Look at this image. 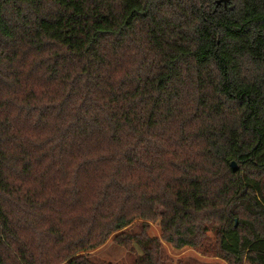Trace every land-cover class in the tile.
I'll use <instances>...</instances> for the list:
<instances>
[{
  "label": "trees",
  "instance_id": "16d2710c",
  "mask_svg": "<svg viewBox=\"0 0 264 264\" xmlns=\"http://www.w3.org/2000/svg\"><path fill=\"white\" fill-rule=\"evenodd\" d=\"M152 204L264 264V0H0V264H165Z\"/></svg>",
  "mask_w": 264,
  "mask_h": 264
},
{
  "label": "rangeland",
  "instance_id": "374dc122",
  "mask_svg": "<svg viewBox=\"0 0 264 264\" xmlns=\"http://www.w3.org/2000/svg\"><path fill=\"white\" fill-rule=\"evenodd\" d=\"M13 175V171H12ZM30 179L27 180L29 183ZM52 184V181H49ZM149 209L158 214L155 219L149 221L147 234L149 236H157L161 239V255L165 264H229L223 259L220 250L217 235L210 231L206 235L199 238V247H183L176 248L173 244L162 239L161 214L167 212L161 204L149 205ZM144 220H137L136 223L129 226L126 230H130L133 234L141 232V224ZM91 257L98 264H135L139 253L130 247H125L116 243L115 235L111 236L106 243L91 251ZM239 264H249L247 260H243Z\"/></svg>",
  "mask_w": 264,
  "mask_h": 264
},
{
  "label": "water",
  "instance_id": "95a60500",
  "mask_svg": "<svg viewBox=\"0 0 264 264\" xmlns=\"http://www.w3.org/2000/svg\"><path fill=\"white\" fill-rule=\"evenodd\" d=\"M231 166H232V168H233L234 171L238 170V168H239L238 163L235 160H233L231 162Z\"/></svg>",
  "mask_w": 264,
  "mask_h": 264
}]
</instances>
